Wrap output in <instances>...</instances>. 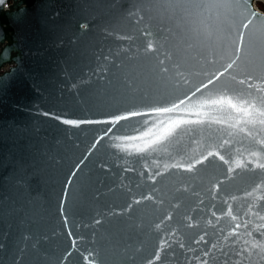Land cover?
Wrapping results in <instances>:
<instances>
[{"label": "water", "instance_id": "water-1", "mask_svg": "<svg viewBox=\"0 0 264 264\" xmlns=\"http://www.w3.org/2000/svg\"><path fill=\"white\" fill-rule=\"evenodd\" d=\"M9 1L10 10L0 7V49H12L11 63L18 58L20 70L11 81H0V264H14L25 244L22 264H61L68 251L64 264H88L84 255L93 249L97 264H147L169 229L186 247L165 245L155 264H187L194 255L186 251L189 241L207 231L205 239L215 242L221 228L227 232L239 222L222 215L229 204L241 218L252 203L264 210V169L255 167L264 162V148L240 130L251 129L243 113L204 103L221 94L237 104L256 95L229 75L243 78L253 57L242 48L229 73L192 95L230 62L231 41L238 40L242 24L251 21L243 30L245 44L264 34V13L255 8L264 0H237L227 15L183 19L179 11H165L161 0ZM192 29L205 34L187 47L182 37ZM150 39L179 63L182 76L175 69L156 72V53L144 51ZM253 76L264 79V70ZM129 78L135 87H125ZM185 97L190 99L176 111H152ZM129 111L150 114L116 124L63 123L107 121ZM190 164L195 167L186 171ZM144 194L154 198L135 203ZM209 209L222 217L218 223H207ZM189 212L199 223L180 236ZM169 213L172 220L157 229Z\"/></svg>", "mask_w": 264, "mask_h": 264}, {"label": "snow or ice", "instance_id": "snow-or-ice-1", "mask_svg": "<svg viewBox=\"0 0 264 264\" xmlns=\"http://www.w3.org/2000/svg\"><path fill=\"white\" fill-rule=\"evenodd\" d=\"M237 3V0H161V4L164 6L165 11H171L173 13L179 11L182 16L181 18H187L191 16H205L206 14H211L212 12H216L219 14L227 15L231 13L234 9V5ZM7 6V0H0V7ZM255 15V13H253ZM142 19V17H141ZM248 23H244L238 29L239 36L238 40L231 41V47L233 49L232 55L229 57V61L223 68V71L212 73L211 77L207 80V82L202 83L199 87L195 88L192 95H195L197 92H201L205 88H209L210 85H215L217 80H220L225 73H229L230 69L234 68V65H237V62L240 61L241 56L240 52L242 48L247 50V54L253 57V60L250 62V67H248L244 77L237 80L235 75L231 76V79L238 83L239 85H246L248 89H254L256 95L249 93V98H245L241 103H233V96L227 94H221L216 98H209L204 103L206 105H220L227 104L231 108L235 109L237 112H241L244 115V120L242 121L245 125L251 126V129L242 128L241 131L246 132V134L251 137L255 143L264 148V136L261 133H264V79L254 78L253 72L256 69L264 70V34L257 35L254 39H250L247 44H245L244 33L243 30L249 27ZM83 27V25H82ZM147 36H151L150 31H145L144 33ZM205 34L201 33L198 29H192L191 32L182 37V40L186 44L187 47L193 46V41L196 40L200 35ZM207 37L211 39L212 33L207 32ZM120 39H131L130 36H120ZM145 52L156 53L155 59L156 62V72L159 74H167L173 69L178 76H182L183 72L180 70V65L178 62H173L172 57L170 55L164 54L162 51H158L157 47H154L153 41L148 40L145 49ZM6 55V53H5ZM107 59V58H106ZM211 62V61H210ZM7 63H11V60H8ZM5 67L4 63H0V70ZM18 72V71H17ZM125 87L131 88L135 87V80L129 78L125 82ZM190 99V97H185L179 99L177 103H174L171 107H160L155 108L152 111L160 114L166 112H173L180 108V105L185 104V101ZM149 112H140V111H129L127 114H119L114 115L110 120L107 121H99V120H64L63 123L71 124L74 126H79L80 124H95V123H109L116 124L121 120H129L133 117L141 116V115H149ZM108 131H111L109 129ZM107 135V132L105 133ZM229 141L225 139L223 144H228ZM223 146V145H221ZM214 153L209 152L208 155H213ZM215 155L219 156L221 160L224 159L218 152ZM251 155L253 157L258 156L257 152H252ZM207 159V156L204 157ZM202 161H196V163H201ZM227 163V161H225ZM249 163H253V161H249ZM183 167L182 165L173 164L171 167ZM237 166H240V162H237ZM165 167H169L165 165ZM195 164H190L185 169L186 171H192ZM255 167L264 169V162H256ZM125 171H131V169H125ZM162 173L157 172L155 175L159 176ZM76 175L75 170L70 173L69 178L65 182V192L61 197V206L64 203V198L67 196V188L72 183V177ZM142 175V173H141ZM153 183H155V176L151 177ZM217 190L219 185L214 186ZM259 188V185L257 186ZM187 191V189H184ZM247 195L251 196L252 192H249ZM153 195L144 194L135 200V203L139 204L141 200H152ZM214 198V197H213ZM235 199V197H232ZM200 204H203V199L199 200ZM178 206V205H177ZM131 208V204L128 205V209ZM211 218H207V223L209 225H213V219L215 218V222L218 223L222 218L217 215L216 211H211ZM222 215L230 216L232 221H239L235 223L227 232L224 231L223 228L219 230L222 234V239H218L215 242H209L205 239L208 236L207 231H203L202 234L198 236V238H193L189 241V246L186 251L188 253H194V255L187 256V264H210L209 258L213 261V264H216L219 258V264H255L257 259H264V210H262L258 205L252 203L248 206L247 212L243 214L246 218H241L239 215L232 214V208L229 204L228 209ZM64 222L67 224V216H64ZM185 223L181 226V230L179 235L183 236V228H193L198 225L199 220L193 219L191 213L185 214ZM164 220H172V215L169 213L166 215L159 223L155 225L157 229L161 227V224ZM100 219H96L95 223L99 224ZM243 229V231H240ZM255 234V235H254ZM69 236H71V232H69ZM24 241L29 239L28 235H24ZM76 239L73 238L72 244L75 245ZM173 243H178L180 249H185V243L182 242L178 235L177 231L174 229H169L161 236V243L157 247V250L152 258L147 261V264H155L156 261L161 260L160 253L164 251V246L167 245L168 248H172ZM205 245L204 248H196L193 245ZM4 247L3 243H0V249ZM27 245L19 248V254L16 256L14 264H22L24 260V256L26 254ZM94 249L84 255V260L88 261V264H97L99 260L98 256L94 255ZM71 251H68L63 259L61 260V264H64V261L68 256H71ZM83 255V253H82ZM92 257V259H89Z\"/></svg>", "mask_w": 264, "mask_h": 264}, {"label": "clouds", "instance_id": "clouds-1", "mask_svg": "<svg viewBox=\"0 0 264 264\" xmlns=\"http://www.w3.org/2000/svg\"><path fill=\"white\" fill-rule=\"evenodd\" d=\"M11 5L7 4L6 10H10ZM26 6L21 9L22 12L26 11ZM0 39H3L2 31H0ZM6 53V55H5ZM12 59V49L5 47L0 49V63H4L5 67H3L2 70H0V81H11L12 78L15 76L17 71L20 70V64L17 63H7L8 60Z\"/></svg>", "mask_w": 264, "mask_h": 264}, {"label": "trees", "instance_id": "trees-1", "mask_svg": "<svg viewBox=\"0 0 264 264\" xmlns=\"http://www.w3.org/2000/svg\"><path fill=\"white\" fill-rule=\"evenodd\" d=\"M257 5H258V7H259L261 10L264 11V4H263V3L258 2Z\"/></svg>", "mask_w": 264, "mask_h": 264}]
</instances>
